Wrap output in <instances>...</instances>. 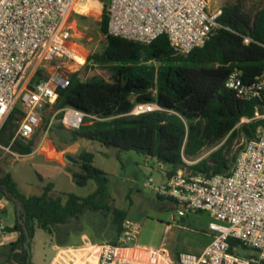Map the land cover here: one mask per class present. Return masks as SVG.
Instances as JSON below:
<instances>
[{
	"label": "trees",
	"instance_id": "1",
	"mask_svg": "<svg viewBox=\"0 0 264 264\" xmlns=\"http://www.w3.org/2000/svg\"><path fill=\"white\" fill-rule=\"evenodd\" d=\"M99 1L104 4L98 24L103 48L90 55L84 67H103L109 78L84 79L76 72L70 75L68 86L59 89L55 110L71 107L95 117L91 123L87 118L78 129L62 132L63 143L69 146L88 139L135 151L168 166L166 177L185 167L196 173H228L233 166L234 158L229 157L233 140L239 135L253 140L257 127L264 124L263 119H253L257 101L240 100L225 87L226 78L236 68L241 70L244 83L252 82L264 70V0H225L216 19L218 27L202 46L184 55L172 51L166 35L141 44L109 34V0ZM245 38L249 43H244ZM41 76L38 72L33 83ZM139 103H155L161 110L129 115ZM22 115L19 107L10 114L0 130V144L28 155L33 152V139L11 143L18 127L15 121ZM62 116L60 112L56 117ZM223 140L207 158L191 166L185 164L184 156L196 157ZM77 164L79 171L67 168L73 181L77 185H86L89 180L96 183L95 190L85 197L68 193L65 200L53 198L52 183L38 195H25L10 173L0 177V199L20 208L17 223L7 228L19 237L6 246L5 264H31L27 240L34 237L36 228L51 233L56 225L79 220L86 210L111 215L117 233L112 243L116 242L127 214L106 203L108 178L94 166V155L81 151ZM229 244L233 249L239 241L230 238Z\"/></svg>",
	"mask_w": 264,
	"mask_h": 264
},
{
	"label": "built area",
	"instance_id": "2",
	"mask_svg": "<svg viewBox=\"0 0 264 264\" xmlns=\"http://www.w3.org/2000/svg\"><path fill=\"white\" fill-rule=\"evenodd\" d=\"M81 0H0V130L16 107L22 116L12 142L27 143L37 131L42 112L49 110L51 126L62 112V126L69 130L86 124L94 116L67 107L55 110L59 89L69 77L59 70L33 83L38 72L55 60H71L84 65L73 42L71 14ZM210 0H109L108 32L141 44H151L166 35L172 51L184 55L202 46L218 27L221 8L209 11ZM245 38L244 43H249ZM82 59V62L80 61ZM225 87L243 101H257L253 119H263L264 70L250 83L234 69ZM20 109V108H19ZM161 110L155 103H139L129 115ZM249 121L247 119H242ZM163 200L174 203L176 217L207 213L215 221L209 224L213 237L200 254L180 253L176 264H249L264 262V124L256 137L247 141L228 173H196L178 169L160 181L152 178L144 185ZM172 220L174 217L172 216ZM4 224V206L0 202V247L11 241ZM140 226L126 219L115 243L104 242L84 247H60L51 264H142L136 239ZM256 253L255 258L239 256L229 239Z\"/></svg>",
	"mask_w": 264,
	"mask_h": 264
},
{
	"label": "rangeland",
	"instance_id": "3",
	"mask_svg": "<svg viewBox=\"0 0 264 264\" xmlns=\"http://www.w3.org/2000/svg\"><path fill=\"white\" fill-rule=\"evenodd\" d=\"M223 2L225 0H210L209 11H215ZM103 7V2L99 0H81L78 11L71 14L70 20L75 29L73 42L79 48L77 54L86 58L84 65L90 55L103 48L104 39L98 28ZM84 65L67 59L55 60L43 70L41 78H47L54 70L62 71L68 77L79 72V77L84 79L92 76L109 78L107 69L95 67L87 70ZM18 106L21 110V106ZM50 114L49 110L42 112V121L31 138L35 142L31 154L20 155L9 146L0 144V177L10 173L23 194L38 195L48 183H52L54 187L50 195L53 198L62 197L65 200L68 193L79 197L87 196L96 188L94 180H89L86 185H77L73 181L72 172L67 168L79 171L77 155L81 151H88L94 155V166L108 178L106 203L125 211L128 219L137 223L140 229L143 227L142 234L146 240L165 238L167 249L178 252L182 248L185 249L192 239L199 238V226L205 227L210 221H215L207 213L190 214L179 219L176 217L174 205L159 199L151 189L144 186L149 178L154 181L163 179L169 170L168 166L161 172L156 163L141 153L106 147L88 139H80L78 144L67 146L63 143L62 132L70 130L64 128L57 117L48 128L52 115ZM224 142L225 140L204 148L196 157L184 156L185 164L191 166L207 158ZM246 142L243 135L233 140L229 155L234 158L233 163ZM48 154H55L58 158ZM186 170L189 169L186 167ZM1 203L7 212L4 224L12 226L17 223V210L20 211V208L16 209L13 202L4 198ZM36 230L34 237L28 241L27 250L31 264H48L56 253L55 246L84 247L98 241L112 243L117 237L111 215L91 210L84 211L79 220L54 226L51 233L38 228ZM237 252L246 259L256 256L253 250L242 246L237 248Z\"/></svg>",
	"mask_w": 264,
	"mask_h": 264
},
{
	"label": "crops",
	"instance_id": "4",
	"mask_svg": "<svg viewBox=\"0 0 264 264\" xmlns=\"http://www.w3.org/2000/svg\"><path fill=\"white\" fill-rule=\"evenodd\" d=\"M75 143L78 144V141ZM147 159L156 163L159 166V170L161 169L160 170L161 172L166 167V165L158 164L156 162V160L153 158L147 157ZM57 162L60 164L59 160H57ZM61 165L64 166V164H61ZM168 168H166V169H168ZM163 178H164V176H163ZM1 200L2 199H0V202H1ZM168 202L170 205H172V206L174 205V203H172L170 201H168ZM1 204L3 205V203H1ZM198 213H201V212L190 213V214H198ZM190 214H188V215H190ZM6 218H7V212H6L5 206H4V219H6ZM183 218H185V217H183ZM183 218H181V219H183ZM211 219H213V218H211ZM212 222H214V221H210L208 223V225L205 227L199 226L198 227L199 231H197L199 234V238L192 239L191 243H189V245H187V247L185 249L182 248L178 252L176 250L167 249V247H166L167 243L165 241V238L159 239V238L155 237L151 240H146L142 234V231H143V227H142L140 229L138 236H137V239H136V243L138 244V247H139L138 249L140 251L139 261L142 264H176V262L178 260V255L180 253L200 254L213 237V232L209 229V224ZM12 226H8V227H12ZM18 237H19L18 232H11L9 239L11 242H13V241L17 240ZM102 242L103 241H98V242H94V244H99ZM58 248H60V246H55L56 250ZM5 253H6V246H1L0 247V264H5ZM54 256L51 258V260L49 261L48 264L52 263Z\"/></svg>",
	"mask_w": 264,
	"mask_h": 264
},
{
	"label": "bare ground",
	"instance_id": "5",
	"mask_svg": "<svg viewBox=\"0 0 264 264\" xmlns=\"http://www.w3.org/2000/svg\"><path fill=\"white\" fill-rule=\"evenodd\" d=\"M80 61L82 62V59H80ZM47 155V154H46ZM50 157H55L56 155L55 154H48ZM59 156V155H57ZM55 158H58V157H55ZM53 159V158H52Z\"/></svg>",
	"mask_w": 264,
	"mask_h": 264
},
{
	"label": "water",
	"instance_id": "6",
	"mask_svg": "<svg viewBox=\"0 0 264 264\" xmlns=\"http://www.w3.org/2000/svg\"><path fill=\"white\" fill-rule=\"evenodd\" d=\"M27 241H29V239Z\"/></svg>",
	"mask_w": 264,
	"mask_h": 264
}]
</instances>
